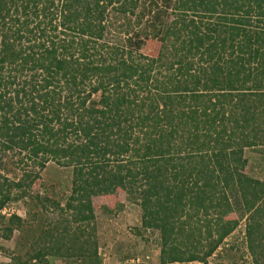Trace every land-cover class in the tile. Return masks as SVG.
<instances>
[{
  "label": "trees",
  "instance_id": "obj_1",
  "mask_svg": "<svg viewBox=\"0 0 264 264\" xmlns=\"http://www.w3.org/2000/svg\"><path fill=\"white\" fill-rule=\"evenodd\" d=\"M120 19L126 38L107 39ZM131 20L141 28L129 37ZM139 41L156 54L134 50ZM251 149L264 153V0H0V151L40 170L1 184L0 209L29 196L49 161L73 175L64 207L33 197L62 220L40 224L38 248L13 264H102L93 196L121 188L159 233L160 264H210L243 219L264 264ZM27 223L12 214L4 237Z\"/></svg>",
  "mask_w": 264,
  "mask_h": 264
},
{
  "label": "rangeland",
  "instance_id": "obj_2",
  "mask_svg": "<svg viewBox=\"0 0 264 264\" xmlns=\"http://www.w3.org/2000/svg\"><path fill=\"white\" fill-rule=\"evenodd\" d=\"M149 1V0H148ZM115 18L113 19V21ZM126 19H120L114 22L109 28L106 38L111 41H121L126 38L125 32L120 33V23ZM131 20L129 37L140 30L139 27H133ZM125 37V38H123ZM144 42V41H143ZM139 41L138 44H132L134 50L146 54H156L158 44L153 41ZM25 152L21 155L13 151H0V186L8 182L18 181L26 170H31L32 161L22 160ZM246 155L249 158L247 170L255 177L264 175V153L257 152L254 149L247 150ZM27 163V164H26ZM27 168V169H25ZM36 171L38 168H36ZM72 168L57 164L55 161H49L47 166L41 170L39 176L29 189L30 195L19 200L7 202L4 206L7 208L4 213V207L0 209V264H13V256L21 255L27 257L32 252L34 236L39 233L38 227L44 224L46 228H52L57 223L56 219L62 220L61 212L54 206L49 205L43 208L42 203L32 200L33 197H50L61 202L62 207L72 194ZM13 194L19 192L18 188H13ZM1 200V195H0ZM44 203L46 200H43ZM38 204V205H37ZM95 219L91 222L89 228L94 225L95 234L98 240V251L102 258V264H160V246L159 233L154 230L145 229L141 226L140 207L128 200L124 189L113 190L110 192L97 193L93 196ZM18 214L28 223L23 230L16 229L9 239L4 237L5 227L9 213ZM38 214V216H35ZM63 216H68L66 212ZM70 217V214H69ZM230 218H237L231 215ZM53 222V223H52ZM64 226V222L61 223ZM76 225V224H75ZM63 227H58L54 234ZM51 244V242H50ZM36 246V244H34ZM42 247V245H39ZM38 248V246H36ZM28 252V254L26 253ZM46 262L39 261L37 264H68L75 263V258H61L47 255ZM139 259V262L136 260ZM210 264H253L252 257L246 245V221L241 220L238 227L229 235L215 255L209 258ZM27 264V263H23ZM178 264V263H176ZM192 264H199L192 262Z\"/></svg>",
  "mask_w": 264,
  "mask_h": 264
},
{
  "label": "built area",
  "instance_id": "obj_3",
  "mask_svg": "<svg viewBox=\"0 0 264 264\" xmlns=\"http://www.w3.org/2000/svg\"><path fill=\"white\" fill-rule=\"evenodd\" d=\"M3 210H4V213H6V211H7V208H6V207H4V209H3ZM13 212H14V211H11V213H9L8 215H9V216H11V215L13 214ZM215 254H216V253H215ZM215 254H214V255H215ZM136 261H137V262H139V259H137ZM34 262H35V261H34ZM168 264H176V263H168ZM178 264H180V263H178ZM188 264H192V262H191V263H188Z\"/></svg>",
  "mask_w": 264,
  "mask_h": 264
}]
</instances>
